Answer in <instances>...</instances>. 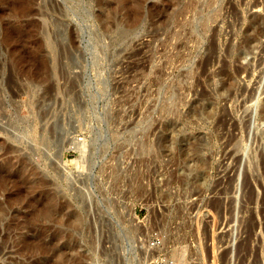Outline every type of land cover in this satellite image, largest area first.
<instances>
[{
	"label": "rangeland",
	"instance_id": "rangeland-1",
	"mask_svg": "<svg viewBox=\"0 0 264 264\" xmlns=\"http://www.w3.org/2000/svg\"><path fill=\"white\" fill-rule=\"evenodd\" d=\"M23 1L0 0V264L72 210L73 254L35 264H264V0ZM49 19L75 61L39 42ZM55 121L83 156L58 162Z\"/></svg>",
	"mask_w": 264,
	"mask_h": 264
},
{
	"label": "bare ground",
	"instance_id": "bare-ground-1",
	"mask_svg": "<svg viewBox=\"0 0 264 264\" xmlns=\"http://www.w3.org/2000/svg\"><path fill=\"white\" fill-rule=\"evenodd\" d=\"M47 1H48V4L51 5V6L49 5V9L51 7L50 10L52 12L56 13L55 15H57V16L66 18L69 15L68 7L73 9L72 11H73L74 15L78 16L79 18H81L83 15L81 12V5H80L79 0H62L63 6L54 5L52 0H47ZM31 3L32 2H30V0L23 1V5H24V6H22L23 10L28 12V9H29L28 6ZM33 14L45 16L43 8H39L38 10L33 11ZM45 22H46V20H44L43 24H39V23L37 24L39 26V29H40L41 38L39 39V42L41 43V45H43L45 42V44L51 49V52L54 56V59L56 61L58 60V63L60 61H62L63 59H66V60L70 59V61H72V62L75 61L74 60L75 58H72V56H71L72 50H74L75 43H76V36L74 35V33L72 31H67V29L64 25H57L55 22H51L49 19V23H50L51 27H53V29L51 30L48 22H46V23ZM56 67H58V65H56ZM54 68H55V66H54ZM58 68L60 69L61 66ZM51 89H52L51 86H45L43 88V93L40 96V98L42 100H45V96L48 95V93ZM41 115L46 117L48 115L47 109H45V112L44 113L42 112ZM48 131L51 134V137L53 138V142L55 143L56 153H54V157L57 158L58 162L63 161L62 160V154L66 151L79 153V154H81V156H83L85 154V150L87 148V145L83 142H80V139H77V137H75V136H72V137L67 136L66 137V135H63V127H62V125H60L59 121L53 122V124H51L50 127L48 128ZM65 140H66V143H65ZM46 142H48V141L46 140ZM90 147L95 148V140L90 143ZM57 149H58V152H57ZM92 155H94V153H92ZM86 159H85V162L87 164L91 165V167H92L94 162H93V160L91 161V157L89 156V159H87V160ZM46 212L47 211H44L42 214L45 215ZM75 213L76 212H74L72 210L66 216L67 218L66 219L64 218L65 220L63 218L57 220V223H60L59 229L57 230V232H54L52 236H49V240L44 239L45 234L48 231V226L41 227L40 231H36V230L29 231V230H27L26 232L29 235L25 236L23 238H19L18 241H16V244H18V245H13L16 248L15 254L18 257L23 259L20 264H35V262L33 260H30L31 257L37 258L36 259V262H37L38 260H41V259H44L45 257H47L45 255H49L48 259H53L55 257H58L60 259L59 261H61L64 259V257H66V254H68L70 251L72 253V250L75 247L72 248L69 245H68V247H65L64 249L69 251V252H66V254H65L64 250L62 249L63 247H60V246H62L63 243L66 246L67 245L66 243H68V240L71 237V233L66 231V229L68 227L66 222L69 223V220L73 219L72 217H74ZM64 228H66V229H64ZM67 237L69 239H66ZM33 239H36L37 243H31L29 245L28 242L33 241ZM60 239H62V240L64 239V241L63 242L61 241L60 246H59L57 244V242ZM66 240H67V242H66ZM70 242H71V240H70ZM2 243L5 244L6 239H4V240L2 239ZM55 243L60 247V252H56V253H59L58 256L55 254L54 251H53L54 253L50 252L52 249L50 247L53 245L55 246ZM73 243H71V244L73 245ZM64 244H63V246H64ZM58 248H56V249H58ZM57 251H59V249ZM71 253H69V255ZM102 253H105L104 250ZM39 255H43V257L39 256ZM154 255L155 256L147 257L148 259L147 258L143 259V262L141 264H149V262L154 260L158 254H154ZM67 257H69V256H67ZM67 257H66V260L68 259ZM11 262L12 261L10 260L9 263H11Z\"/></svg>",
	"mask_w": 264,
	"mask_h": 264
},
{
	"label": "built area",
	"instance_id": "built-area-1",
	"mask_svg": "<svg viewBox=\"0 0 264 264\" xmlns=\"http://www.w3.org/2000/svg\"><path fill=\"white\" fill-rule=\"evenodd\" d=\"M159 242L158 240H153L152 241V246H154V248H157V246H159ZM149 264H185L184 261H174L172 259L167 258L165 255L163 254H158L157 257L150 261Z\"/></svg>",
	"mask_w": 264,
	"mask_h": 264
},
{
	"label": "water",
	"instance_id": "water-1",
	"mask_svg": "<svg viewBox=\"0 0 264 264\" xmlns=\"http://www.w3.org/2000/svg\"><path fill=\"white\" fill-rule=\"evenodd\" d=\"M81 119H83V116H84V108L82 107V109L79 110V112L77 113ZM70 124V123H69ZM74 128V126L71 125L70 129ZM65 143H66V140H65ZM63 144V143H62ZM60 150V149H59ZM57 152H58V149H57Z\"/></svg>",
	"mask_w": 264,
	"mask_h": 264
}]
</instances>
